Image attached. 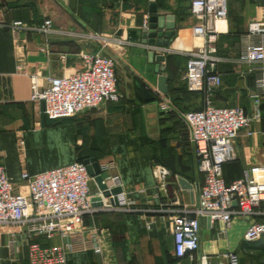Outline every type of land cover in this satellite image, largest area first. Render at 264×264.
<instances>
[{"label":"crops","instance_id":"0c3cea01","mask_svg":"<svg viewBox=\"0 0 264 264\" xmlns=\"http://www.w3.org/2000/svg\"><path fill=\"white\" fill-rule=\"evenodd\" d=\"M175 16L176 30L165 54L168 92L155 95L158 76L156 61L149 58L160 49L143 44L144 17ZM257 14L254 0H228L229 33L218 39L217 65L222 85L214 97L218 107L241 106L247 115L254 111L251 99L255 76L247 65L237 61L239 37ZM53 21V32L22 33L15 40L13 21L40 25ZM191 0H0V165L15 185L25 193L21 174H38L78 162L79 157L98 163L116 161L117 175L133 212L102 211L84 219L86 229L93 226L106 234L105 257L112 264H228L225 255L236 253L241 264H264V237L247 242L251 224L247 218H234L224 233L222 223L211 226L200 218L201 241L193 256L177 260L169 218L175 211L197 205L202 175L197 170L190 129L183 115L202 107V97L188 91L184 73L188 53L198 44L192 29ZM101 52L116 63L122 77L123 98L104 103L76 116L50 120L44 104L31 100L32 76L45 87L49 77H64L85 69L83 56ZM163 65V64H162ZM144 91L155 97L147 101ZM167 103L169 109L161 110ZM263 119L253 124L254 135L241 132L234 142L235 159L225 165L227 182L241 178L243 170L263 162ZM25 141L24 165L18 139ZM89 160V159H88ZM87 161V160H86ZM167 173L159 186L158 172ZM193 185L183 190L178 179ZM94 181L92 198L99 193ZM108 204V200L105 201ZM264 222V218H258ZM15 240L11 254L9 242ZM37 241L58 244L60 238L30 239L15 228L1 237V264H30L29 247ZM93 253L71 254L66 264H104Z\"/></svg>","mask_w":264,"mask_h":264},{"label":"built area","instance_id":"2783aa9c","mask_svg":"<svg viewBox=\"0 0 264 264\" xmlns=\"http://www.w3.org/2000/svg\"><path fill=\"white\" fill-rule=\"evenodd\" d=\"M256 17L251 19L247 30L239 39L237 61L247 65L255 76V87L251 96L254 111L247 115L241 106L218 107L214 97L222 85L221 75L216 68L223 61L218 57L217 42L228 30V0H191V15L196 24L192 32L198 39L197 46L188 53L184 73L188 91L202 97V107L183 115L190 129L196 165L202 175L197 205L175 211L169 218L174 240V257L181 260L193 256L200 248V218L209 220L210 225L222 223L225 233L234 218L251 220L244 239L254 242L264 237V150L263 162L244 169L241 178L227 182L224 166L235 159L234 142L241 132L254 135L253 124L261 122V103L264 99V0H254ZM218 22H226L227 29L219 31ZM149 26V16L144 17L143 28ZM10 29L15 40L22 33L39 32L50 35L53 21L45 20L40 25L21 20L13 21ZM165 55L168 50L157 48ZM85 69L64 77H49L45 87H40L38 78L32 76L33 102L44 104L45 115L50 120H61L95 109L104 103H118L120 92L115 60L101 52L83 56ZM162 111L169 106L162 103ZM24 165L25 141L18 139ZM106 191L122 189V183L113 171L116 161L99 163ZM25 193L15 192V185L6 169L0 165V248L3 231L15 228L30 239L60 238L58 244L43 245L33 241L29 247L30 264H66L71 254L93 253L107 260L106 234L96 226L85 228L84 219L102 211L133 212V203L123 192L103 200L102 206L92 202L88 165L75 162L68 166L51 169L38 174L23 170L21 174ZM159 186L166 184L167 173L158 172ZM99 190L97 196L102 197ZM116 197L117 203L110 199ZM108 200V204L105 202ZM234 203L237 206H234ZM11 254L16 252L15 240L9 242ZM228 264H241L234 252L225 255ZM2 262L0 254V264Z\"/></svg>","mask_w":264,"mask_h":264},{"label":"water","instance_id":"95a60500","mask_svg":"<svg viewBox=\"0 0 264 264\" xmlns=\"http://www.w3.org/2000/svg\"><path fill=\"white\" fill-rule=\"evenodd\" d=\"M151 12L154 14L149 18V26L147 29H143L142 32V42L143 44L150 45L155 48H164L167 49L169 46V43L174 35V32L176 30V24H175V16L173 15H156L157 10L152 9ZM149 58L153 61H156L155 66V73L158 76V85L157 90L155 91V95H165L168 92L167 87V77L165 75H161V73L165 72V62H166V56L161 55H155L153 51L149 53ZM163 64V65H162ZM144 95L147 101H154L155 97L151 95L148 91H144ZM85 164L88 165V170L91 175V177L94 178L95 182L97 183L99 190L102 191V197L96 196L92 198L93 205L95 207L102 206L104 198L107 199L111 195H118L122 193L121 188H115L111 192L106 191V186L103 184V178L101 176L99 163L96 161V159H89L85 161ZM179 185L183 190H193V185L189 183L187 180L183 178L178 179ZM110 202L117 203L116 197L114 199H110ZM234 206H237L236 203H234Z\"/></svg>","mask_w":264,"mask_h":264},{"label":"rangeland","instance_id":"374dc122","mask_svg":"<svg viewBox=\"0 0 264 264\" xmlns=\"http://www.w3.org/2000/svg\"><path fill=\"white\" fill-rule=\"evenodd\" d=\"M117 73H118V72H117ZM122 83H123V79H122V77L119 76V78H118L119 89H120V92H121L122 94H124V93H123V90H122V88H121ZM93 186H94V181L92 180V181L90 182V190H91V191L93 190Z\"/></svg>","mask_w":264,"mask_h":264},{"label":"bare ground","instance_id":"6f19581e","mask_svg":"<svg viewBox=\"0 0 264 264\" xmlns=\"http://www.w3.org/2000/svg\"><path fill=\"white\" fill-rule=\"evenodd\" d=\"M217 27L219 31H225L227 29L226 22H218Z\"/></svg>","mask_w":264,"mask_h":264},{"label":"trees","instance_id":"16d2710c","mask_svg":"<svg viewBox=\"0 0 264 264\" xmlns=\"http://www.w3.org/2000/svg\"><path fill=\"white\" fill-rule=\"evenodd\" d=\"M243 33H241L240 34V36L242 35ZM222 37V36H221ZM239 39H240V37H239ZM191 93V92H190ZM194 94V93H193ZM261 107H262V105H261ZM88 159H90V158H86V157H79V159H78V162H85L86 160H88ZM229 163H231V162H229ZM228 163V164H229ZM227 165V164H226ZM225 167V166H224Z\"/></svg>","mask_w":264,"mask_h":264}]
</instances>
